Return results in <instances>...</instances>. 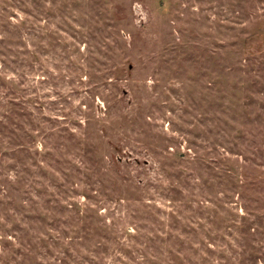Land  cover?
<instances>
[{
  "label": "rangeland",
  "instance_id": "1",
  "mask_svg": "<svg viewBox=\"0 0 264 264\" xmlns=\"http://www.w3.org/2000/svg\"><path fill=\"white\" fill-rule=\"evenodd\" d=\"M0 264H264V0H0Z\"/></svg>",
  "mask_w": 264,
  "mask_h": 264
}]
</instances>
